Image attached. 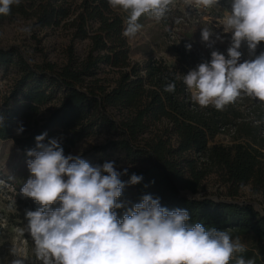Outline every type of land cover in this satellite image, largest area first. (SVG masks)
Listing matches in <instances>:
<instances>
[{"label": "trees", "instance_id": "1", "mask_svg": "<svg viewBox=\"0 0 264 264\" xmlns=\"http://www.w3.org/2000/svg\"><path fill=\"white\" fill-rule=\"evenodd\" d=\"M199 12L192 18L169 6L160 20L170 32L180 23L186 25L199 51L187 54L183 47L172 45L178 63L172 66L155 56L142 62L132 59L128 40L122 36L124 17L108 0H21L12 5L10 14H0V22L33 18L37 28L70 30L71 41L62 64H32L17 47L0 48V73L15 74L8 90L0 87V140L14 139L27 152L35 148V137L46 132L44 142L59 137L68 155L78 142L111 133L97 151L122 153L136 165L121 177L126 186L118 201L126 202V207L116 210L118 218L143 195L151 194L169 210L186 209L190 224L253 239L252 246L237 253L230 264H236L239 256L264 264V214L254 205L229 204L207 195L190 199L204 190L207 176L219 173L228 183L230 196L251 184L253 193L262 196L264 209V102L242 94L223 111L201 108L191 101L183 83V75L210 60L213 50L227 55L230 46L218 22L204 19L200 15L204 11ZM202 28L213 30L211 47L201 39ZM78 41H88L84 54L77 52ZM256 51H264V42ZM105 68L114 77H106ZM170 82L176 85L173 93L164 91ZM20 122L25 130L17 135ZM220 134H229L233 143L210 144ZM133 173L143 180L127 184ZM5 179L21 189L18 180ZM10 228L0 224V243L4 238L7 246Z\"/></svg>", "mask_w": 264, "mask_h": 264}, {"label": "clouds", "instance_id": "2", "mask_svg": "<svg viewBox=\"0 0 264 264\" xmlns=\"http://www.w3.org/2000/svg\"><path fill=\"white\" fill-rule=\"evenodd\" d=\"M21 0H0V14L8 15ZM113 9L126 13L122 36L133 38L142 29L138 22L147 15L161 20L173 0H108ZM197 5L219 6V0H196ZM224 33H231L227 55L213 50L211 59L201 62L183 75L190 99L201 108L223 111L241 95L264 102V51L254 59L241 61L242 42L254 53L264 42V0H231L223 17ZM27 31V29H23ZM213 30L202 28L201 39L209 47ZM222 41V36L216 34ZM188 50L191 45H186ZM175 82L164 91L175 92ZM0 117V121H2ZM22 122L17 135L24 131ZM47 133L35 137L36 146L26 152L30 176L20 192L41 207L26 210V231L41 264H230L237 253L247 249L240 237L225 230L190 224L186 209L161 205L159 197L145 194L118 218V201L126 183L121 179L128 169L119 171L113 161L93 165L80 155H65L60 138L47 140ZM143 180L133 173L127 184ZM154 183V181H151ZM147 186V185H146ZM197 194L190 199H198ZM59 202L54 210L50 205ZM23 234V233H22ZM9 264H25L15 248ZM236 264H255L236 257Z\"/></svg>", "mask_w": 264, "mask_h": 264}, {"label": "rangeland", "instance_id": "3", "mask_svg": "<svg viewBox=\"0 0 264 264\" xmlns=\"http://www.w3.org/2000/svg\"><path fill=\"white\" fill-rule=\"evenodd\" d=\"M172 9H176L179 13L187 14L188 17H195L200 12L204 19L217 21L219 28L223 31V17L228 14L231 9V0H219V6L205 8L203 5H197L196 0H173L170 5ZM199 9V10H198ZM126 20L127 14L119 8L116 9ZM143 27L137 35L131 39L127 38L130 45V55L132 59L144 61L152 56L164 58L170 65H177V58L171 51L172 45L176 44L183 47L187 54L196 51L190 34L184 29L186 25L182 23L176 25L173 32L165 28L160 20L156 21L147 15L140 17L138 21ZM23 29H27L24 31ZM224 32V31H223ZM224 39L231 42V33H225ZM71 41L70 30L64 28L53 29V27L37 28L34 26V19L27 17H18L12 21L0 22V48L17 47L29 60L30 63H43L44 61H52L62 64L67 61L66 50ZM191 45L188 50L186 45ZM88 41H78L76 48L78 54H84L87 50ZM244 60L254 59L255 55L260 52L249 51L247 42H242L241 49ZM195 53H199L197 50ZM108 74L106 77H114V73L109 72V68H105ZM15 74L9 72L0 73V87L2 90H8L13 82ZM17 133V132H16ZM111 133H98L92 135L70 148L68 154L80 155L93 165L103 164L106 161H113L115 167L119 171L123 169H132L136 165L130 164L124 159L122 153L108 151L105 154L97 151L96 147L106 142ZM233 140L229 134H220L210 140V144L230 145ZM26 151H23L14 139L0 140V224L3 227L10 226L11 244L6 245L4 238L0 243V264H9L14 258L11 249L15 248L20 258L25 260V264H41L35 255V245L29 233L26 231L27 220L25 218L26 210L35 211L32 198L25 197L20 190L14 186L6 176L16 179L21 183V187L30 176L27 168ZM204 190L194 194L207 195L220 199H232L239 202L258 201L262 207V196L252 191V185H244L235 196L229 195L228 183L223 180L219 173H212L203 181ZM34 203H37L34 201ZM60 206L59 202L50 205V209L54 210ZM23 233V234H22ZM241 242L245 244L246 249L250 248L254 243L249 236H238ZM235 238V237H233Z\"/></svg>", "mask_w": 264, "mask_h": 264}, {"label": "water", "instance_id": "4", "mask_svg": "<svg viewBox=\"0 0 264 264\" xmlns=\"http://www.w3.org/2000/svg\"><path fill=\"white\" fill-rule=\"evenodd\" d=\"M214 200H217V201H222V202H225V203H229V204H233V203H248V204H252L256 207V209L258 211H260L261 213L264 214V209L262 207V205L258 202V201H253V202H239V201H236V200H232V199H220V198H217V197H212Z\"/></svg>", "mask_w": 264, "mask_h": 264}]
</instances>
